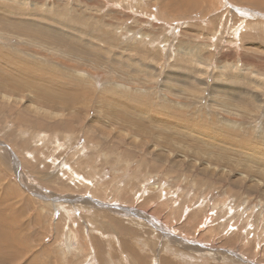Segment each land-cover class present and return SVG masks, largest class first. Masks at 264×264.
Listing matches in <instances>:
<instances>
[{"label": "rangeland", "instance_id": "obj_1", "mask_svg": "<svg viewBox=\"0 0 264 264\" xmlns=\"http://www.w3.org/2000/svg\"><path fill=\"white\" fill-rule=\"evenodd\" d=\"M187 1L0 0L8 264H264V0Z\"/></svg>", "mask_w": 264, "mask_h": 264}, {"label": "bare ground", "instance_id": "obj_2", "mask_svg": "<svg viewBox=\"0 0 264 264\" xmlns=\"http://www.w3.org/2000/svg\"><path fill=\"white\" fill-rule=\"evenodd\" d=\"M176 1H178V0H176ZM181 1V2H180ZM179 2L180 3H178V2H176V3H178V7H185V5L186 4H188V1L187 0H179ZM61 24H62V22H61ZM60 24V25H61ZM90 27V26H89ZM57 29H60L59 28V26L57 27ZM66 29V28H65ZM132 30V29H131ZM45 32V31H44ZM51 34V33H50ZM55 39V38H54ZM53 39V40H54ZM62 40H64L63 38L61 39V40H54L56 43H58L59 44V42L61 41L62 42ZM65 43V42H64ZM43 46V45H42ZM59 51V50H58ZM61 52V51H60ZM63 54L65 53V52H62ZM69 76V75H68ZM64 92H66V91H64ZM42 105H45V106H49L48 104H42ZM81 206V205H80ZM98 218V217H97ZM15 223H16V221H15ZM15 223H13L14 225H15ZM15 231H13V233H14ZM12 234V233H11ZM12 235H15V234H12ZM10 238H12V237H10V235L7 233V232H0V243H6L7 245H8V247L6 248V250H5V252H6V254H7V256L9 257V256H14V254L16 253V249H15V245L13 244L14 243V241L12 240V239H14V238H12V239H10ZM16 239V238H15ZM72 240V239H71ZM74 240V239H73ZM16 241V240H15ZM11 243V244H10ZM147 256V255H146ZM8 263H10V262H8V261H6L5 260V258H0V264H8Z\"/></svg>", "mask_w": 264, "mask_h": 264}]
</instances>
